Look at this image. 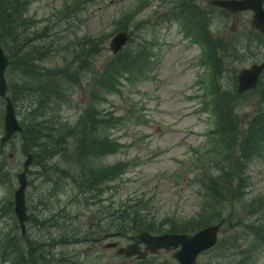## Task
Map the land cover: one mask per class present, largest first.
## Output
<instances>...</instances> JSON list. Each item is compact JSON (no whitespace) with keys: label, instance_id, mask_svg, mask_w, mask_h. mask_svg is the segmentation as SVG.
<instances>
[{"label":"rangeland","instance_id":"374dc122","mask_svg":"<svg viewBox=\"0 0 264 264\" xmlns=\"http://www.w3.org/2000/svg\"><path fill=\"white\" fill-rule=\"evenodd\" d=\"M66 1L71 0H31L27 17L36 25L26 30L28 34L41 32L44 35L40 30L50 26V18L59 23L58 29L62 28L59 40L62 49H69L68 40H79L72 32L78 34V30L79 35L103 36L106 49L94 58L90 73L82 77L88 80L73 91V102L63 105L56 119L49 118L51 114L47 113L46 123L54 128V133L61 128L60 124L53 123L55 120L69 125L77 121L90 100L95 75L112 54V38L127 30L129 39L120 52L141 53L144 68L132 76H123L117 91L107 93L106 100L101 103L100 117L109 119L114 115L121 118V122L116 126L106 125L103 131L108 138L116 140L117 150L94 161L97 169L118 164L123 174L116 180L106 178L90 189L87 187L89 179L77 187L62 176L65 167L62 154L55 156L51 165L45 162L48 168L32 160L26 170L30 218L22 231L15 213V191L19 188L17 174L24 171L27 156L21 135H14L2 150L0 147V163L2 156L7 157L5 164L1 163L5 175H0V264H32L27 258L21 259L18 253L31 257L34 264H179L172 251L163 250L142 261L120 255L116 248L108 247L111 242L127 245L132 237L141 233L128 236L115 232L113 225L121 219L115 220L114 216L124 205H130L127 199L139 194L152 198L149 210L159 217L171 211L169 215L174 213L183 221L202 211L207 188L196 176L203 170L214 175L218 173L207 161L214 156L218 145L213 141L217 129L216 91L235 90L239 71L264 61V43L249 33L253 12L225 15L223 9L212 5L210 0H194L196 6L192 0H96L83 12L84 22L72 20V29L68 30L67 14L62 19L60 13ZM179 5H190L193 10L183 13ZM137 7L139 14L131 18ZM193 12L201 16V26L192 22L190 14ZM57 13L58 17L54 18ZM121 20L123 25H131L130 29L121 30ZM138 21L141 25L135 28ZM203 25L214 35L220 52H223L224 38L236 44V51L225 53L227 58L221 75L214 70L219 54L209 53L199 35L200 30H204ZM40 40L35 42L43 43ZM66 49L62 50V59L52 55L51 61L45 62L62 64V67L73 62L70 57L66 58L69 52ZM78 50L79 45L73 49L74 53ZM255 94L252 90L234 101L243 119L254 111ZM4 103L0 96V137L4 130ZM18 117L21 120L22 117ZM34 121H44V117ZM59 132L61 134L62 130ZM33 148L32 151L42 152L39 147ZM220 150L221 147L217 152ZM221 154L225 155L224 147ZM45 155L48 156L47 152L44 158ZM218 161L221 166H229L222 157L215 165ZM56 167H59L58 174H54ZM247 174V199L223 204L224 215H229L219 232V239L225 240L224 249L217 253L213 248L201 254L199 264L240 263L239 253L247 250L256 238L251 227L253 230L262 223L264 211L251 213L250 204L254 197H260L264 203V144L261 154L249 163ZM209 203L214 205L211 199ZM215 208L219 211L217 215L220 214V208ZM211 211L210 206L206 214L210 215ZM16 243L27 249V255L20 247L16 248ZM251 264H264V251Z\"/></svg>","mask_w":264,"mask_h":264},{"label":"trees","instance_id":"16d2710c","mask_svg":"<svg viewBox=\"0 0 264 264\" xmlns=\"http://www.w3.org/2000/svg\"><path fill=\"white\" fill-rule=\"evenodd\" d=\"M192 1L196 6V2ZM95 2L96 0L66 1L64 11L62 10L60 13H62V19L67 14L66 19L69 22L67 29H72V20L77 23L84 22L83 12L88 8V5L95 4ZM30 3L31 0H0V43L11 61L7 69L9 95L15 105L17 115L22 117L20 122L23 129L18 134L21 135L25 143L26 156L28 158L30 153L33 154V161H40L44 167H47L45 162H50L49 165H51L53 164L52 159L62 154V158L65 160L62 176L67 181L74 182L77 187L82 186V183L87 182L88 179L87 187L90 189L99 186L106 178L116 180L123 174L120 172L118 164L109 165L106 169H97L94 163L99 156L111 154L117 150L118 143L115 142L116 140L108 138V135H104L103 131H105L106 125L111 127L121 122V118H115L114 115H111L109 119L100 117V105L106 100L107 93L117 91L123 76L127 74L132 76L141 72V68H144L141 64L143 61L142 54L127 52L124 54L119 52L115 56L111 54L95 75L90 100L83 107L77 121L73 125H69L63 120H55L53 123L61 125V128H58H60L59 131L62 130V133L60 134L59 131L52 133L54 128L46 123L47 113L51 114L49 118L53 116V119H56L57 116L60 117L57 112L61 111L62 106L73 102V91L82 85L84 80H88L82 79V77L86 72L90 73L95 61L94 58L106 49V44L103 36L79 35L78 30V34L75 33L77 31L72 32L76 34L75 36L78 35L79 40L76 42L73 39L68 40L69 49L67 50L66 47L62 49V42L59 41L62 36V28L58 29L59 23L50 18L48 20L50 26L40 30L44 32V35H41V32L28 34L26 30L36 25L35 21L27 17ZM179 9L183 13L193 10L190 5H179ZM222 11L225 12V15L232 14L224 9ZM58 14H55V17L52 15V17L56 18ZM131 14L133 15L131 18L137 17L139 14L138 7ZM190 16H192L193 23L201 26L202 18L199 14L193 12ZM119 24L121 30L131 27V25L127 26V23L123 25L122 20ZM140 25L141 23L138 21L135 28ZM202 27L204 30H200L199 35L207 45L209 53L217 52L219 54L214 61V70L221 75L223 62L227 58L225 53L227 52L229 55L231 50L236 51V44L235 42L232 44L224 38L223 52H220L218 43L214 35L210 33L208 26L203 25ZM249 30V33H253L259 37L258 40L264 43L263 33L252 25H250ZM35 34L38 35L35 37ZM50 36L51 38L46 41L45 38ZM38 40L43 41V43H36L35 41ZM78 45L79 50L74 53L73 49ZM65 49L70 52H66V58L70 57L73 62H67L63 67L62 64L59 66L57 64L49 65L45 62L51 61L52 55L62 59V50ZM242 51L245 52L244 49ZM236 55H234L235 58ZM252 90L256 91L253 100L254 111L247 119H243V116L236 110L234 101ZM252 90L239 92L236 86V89L229 93L221 89L216 91L217 129L214 130L213 141L218 142V145H216L214 156L208 158L207 161L209 165H214L217 168L218 173L214 175L203 170L196 176L202 186L205 185L207 188L203 194L205 197L204 207L199 215L196 214L183 221L177 219L174 213L169 215L171 211H168L164 217L153 215L148 206L149 200L152 198L140 197L139 194L133 199H127L130 205H124V209L114 216L115 220L121 219L113 225L115 232L128 236L136 235L144 230L154 234L166 232L193 233L202 227L218 223L217 221L228 220L229 215H224L223 204L239 203L247 199L248 165L263 151L264 72L260 76L257 87ZM42 116L44 121H34ZM60 145H62V149H60ZM33 147L41 148L42 152L32 151ZM220 147L221 150L217 152ZM222 147L225 149V155L221 154ZM45 152L48 154V156L45 155L46 158H44ZM219 157L228 161L229 166L219 165L220 161L215 165ZM1 158V163L5 164L7 157L2 156ZM1 163L0 175H5ZM58 168L56 167L54 174L60 173ZM210 199L214 201L215 206L220 208V214L217 215L219 211H216L212 203L210 205ZM210 206L212 211L210 215H207ZM250 208L253 214L260 210L264 211L262 199L254 197L251 200ZM251 232L256 238L252 239L247 250L245 248L239 253L241 256L240 263L237 264H251L254 258L264 251V220L260 225L254 226L253 230L251 227ZM18 247L27 255V249H23L16 243V248ZM224 247L225 240L219 239L214 250L219 253L218 251L221 252ZM18 255L21 259L27 258L29 263L34 264L31 257L22 256L19 253Z\"/></svg>","mask_w":264,"mask_h":264},{"label":"water","instance_id":"95a60500","mask_svg":"<svg viewBox=\"0 0 264 264\" xmlns=\"http://www.w3.org/2000/svg\"><path fill=\"white\" fill-rule=\"evenodd\" d=\"M215 7L226 9L233 13L252 11L251 24L254 28L264 34V0H210ZM127 30L117 33L111 40L110 50L112 55H117L122 47L128 42ZM11 61L0 43V96L5 101L4 130L1 136V145L16 133L22 131V125L16 113L15 105L9 96V85L7 69ZM264 71V61L253 63L249 67L240 70L238 75V91L250 90L259 82V77ZM33 160V154H29L25 161V170L17 174L19 188L15 191V212L19 218L23 231L26 221L30 218L27 212L26 188L28 185L26 170ZM224 223L208 225L194 233H163L153 234L143 231L138 234L137 239L127 245L119 246L116 242L108 243V247H118L117 253L127 257L136 256L145 259L149 254H159L162 250L172 251V256L179 264H199L198 257L201 253L213 248L219 239V232Z\"/></svg>","mask_w":264,"mask_h":264},{"label":"bare ground","instance_id":"6f19581e","mask_svg":"<svg viewBox=\"0 0 264 264\" xmlns=\"http://www.w3.org/2000/svg\"><path fill=\"white\" fill-rule=\"evenodd\" d=\"M16 113H17V111H16ZM24 164H25V163H24ZM30 164H31V163H30ZM30 164H29V165H30ZM29 165H28V166H29ZM24 170H25V166H24ZM27 170H28V169H27Z\"/></svg>","mask_w":264,"mask_h":264}]
</instances>
